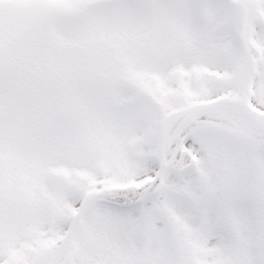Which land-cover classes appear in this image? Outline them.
<instances>
[{
    "label": "snow or ice",
    "instance_id": "6c2138e0",
    "mask_svg": "<svg viewBox=\"0 0 264 264\" xmlns=\"http://www.w3.org/2000/svg\"><path fill=\"white\" fill-rule=\"evenodd\" d=\"M0 264H264V0H0Z\"/></svg>",
    "mask_w": 264,
    "mask_h": 264
}]
</instances>
